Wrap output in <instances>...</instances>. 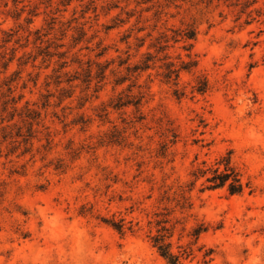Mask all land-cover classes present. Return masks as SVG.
Here are the masks:
<instances>
[{"label": "rangeland", "instance_id": "rangeland-1", "mask_svg": "<svg viewBox=\"0 0 264 264\" xmlns=\"http://www.w3.org/2000/svg\"><path fill=\"white\" fill-rule=\"evenodd\" d=\"M229 5L0 0V264H167L150 241L156 214L172 252L191 249L182 264H264V0ZM187 29L194 41L171 40ZM147 53L150 69L116 87ZM190 61L177 87L164 82L166 63ZM140 92L138 112L110 107ZM226 157L240 195L193 176ZM191 184L181 213L166 197Z\"/></svg>", "mask_w": 264, "mask_h": 264}, {"label": "trees", "instance_id": "trees-1", "mask_svg": "<svg viewBox=\"0 0 264 264\" xmlns=\"http://www.w3.org/2000/svg\"><path fill=\"white\" fill-rule=\"evenodd\" d=\"M212 2L213 0H209ZM218 2L224 1L225 3L230 2L229 7L241 8V14H244L247 9L257 3V0H217ZM252 12L248 15L251 18ZM249 22V21H248ZM196 37V32L193 29H187L182 32H175L171 40L175 43L182 41L183 43H188L194 41ZM161 40L156 43L159 53H163L167 50L169 40L167 37H163ZM191 49V46H185ZM156 48V47H154ZM103 55V54H102ZM99 55V56H102ZM166 59V57H165ZM164 59V60H165ZM154 60L149 53L145 54L144 61L134 66H127L126 71L127 75L125 77H119L115 80V86H122L127 81L134 79L135 83L139 79L140 75L150 69V64ZM129 59L120 63V66L127 65ZM66 63L62 65L61 68H64ZM110 65L106 68H102L100 72L101 79H105V72ZM195 67V63L190 61L188 63H181L179 66L174 65L169 62L164 65V72L162 74L163 80L166 84H172L177 87L179 74L181 71H189L191 68ZM71 82V80H68ZM61 84V83H59ZM136 84L130 86V89L134 88ZM208 85L206 82H201L196 88L197 94L203 95L207 92ZM175 96L181 97L178 91H175ZM145 99L144 93H139L137 96H126L119 94L115 100V103H111L110 107L113 110H120L132 106L137 112L141 108L142 102ZM41 115L33 112L27 111L26 118L32 122H37L40 120ZM143 118L141 117L140 120ZM29 138V136H28ZM28 141V139L26 140ZM165 147H163L164 150ZM215 169H209L206 171H199L197 174L193 175L198 179L199 177H204L208 172L210 173L209 177L206 179L207 186L204 190L215 191L226 188L230 196L240 195L243 192V184L239 173L232 167L229 157L221 159ZM194 184H191L187 188L179 187L175 197L171 200L170 197H166L167 202L175 203L174 209L179 210L181 213H185L192 209V204L190 202L189 194L192 191ZM169 215V214H168ZM167 214H156L157 220L155 221L156 233L150 239L152 247L156 250L157 254L167 263V264H182L184 261L189 259L192 254L190 248H180L178 253H173L171 249V243L169 239L172 237L171 229L168 228L169 221L165 219ZM109 225L119 234L123 233L125 230V224L123 221H112ZM208 231V227L205 225H199L192 232V238L195 243L199 240L200 236Z\"/></svg>", "mask_w": 264, "mask_h": 264}]
</instances>
